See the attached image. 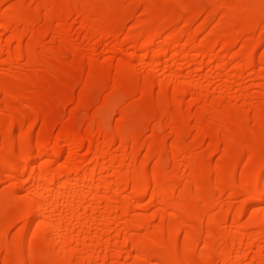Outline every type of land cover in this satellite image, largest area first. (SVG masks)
Wrapping results in <instances>:
<instances>
[{"label":"rangeland","instance_id":"obj_1","mask_svg":"<svg viewBox=\"0 0 264 264\" xmlns=\"http://www.w3.org/2000/svg\"><path fill=\"white\" fill-rule=\"evenodd\" d=\"M24 1L26 4L21 3V0H7L0 6L1 13H10L13 9L30 12V14L35 12L39 14L40 11L39 16H36L41 20L36 19V24L32 26L19 27L6 32L0 29L2 34L0 79L10 84L16 92H21L26 96L25 100H21L20 103L13 102L10 107L4 104V98L0 96V160L10 155L11 145H21L20 150L12 155L18 169L20 168L19 174L12 176L11 168L8 166L0 170V213L4 212L6 216V218H0V232L3 233L8 243H13L9 252L2 251L0 264H101V262L104 263L103 260L89 258V253L97 248L102 252L103 257L106 242L114 244L109 250V258L114 252L120 253L118 256L117 253L113 254L112 256L117 257L106 260L104 264H161L158 259L139 251L134 243H127V237L136 235L138 239H143L151 236L153 230L163 229L168 225L169 214L176 212L180 216L182 209H191L201 204L199 201L201 194L216 173L225 178L231 172L236 174L237 180L225 191L223 190L222 194L214 193L202 205L204 208L202 219L208 221L210 226H204L197 231L183 228L175 245L180 248L186 243L188 249L193 252L192 259L201 262L208 252L205 243L211 228L220 232L226 239L224 241L220 238L214 241L215 251L222 255L225 254L223 252H226L227 248L235 245L238 233H245V235L247 233L248 237L244 238L243 249L241 251L232 250L225 262L243 264V253H247L250 257L248 262L254 260L252 264L259 262V264H264V235L256 234L258 227L251 223L253 220L251 213L255 206L237 215V210L249 196L247 194L243 196L245 193L241 196V192H252L253 185L251 184L256 179L259 169L264 165V118L262 120L264 117V17L259 18L257 10L248 9L252 3L264 9V1L242 0V9L234 11L221 6L214 0H132L133 3H129V0H91L101 7V13L104 14L103 22L113 19L124 21L121 25L123 26L122 31L120 28L118 33L105 37L104 44L100 45L101 52H99L100 55L97 54L98 57L92 48L97 40L105 36L100 30L101 27L90 25H87L89 29L87 26L83 27L85 17L81 14L79 16L77 14L76 17V13L74 15L70 13L73 16L68 15L70 18L64 16L67 19L61 17L60 20L58 19L60 17H57L58 20H54L55 17L52 18L48 32L39 40V32L44 30L42 26L43 8L40 6L42 11L38 10L40 7L36 1ZM183 8L190 13L185 17L187 19L193 17V20L189 23L180 21L172 25L165 31L163 35L165 38L161 42L163 44H159V48L168 46L167 38L173 33L181 34L183 38L181 44L185 43L186 39L188 40L190 33H194L195 44L213 45L223 38L221 32L228 26L232 17L253 20L256 27L253 32L247 34L234 28L224 37V41L215 49V53L223 54L238 38L241 43L221 61L209 64L197 71L192 60L198 51L195 50L196 53L192 51L189 58L181 59L180 56L183 57L181 44L172 45L171 56L169 55L164 61L170 67L172 66L171 69L169 67V79L173 82L169 84L167 90L161 91L158 78L148 74V72L151 73L148 71L151 70L150 65L146 64L140 68L128 64L129 55L134 51L131 39L140 31L143 22L152 23L158 20L170 22L172 16ZM67 28L69 31L64 33L63 31ZM152 32L153 30L149 32V37L147 35L143 37L144 41L150 38L155 31ZM29 38L36 39L40 43L34 48L37 59L31 65L23 54L17 53L18 42L22 41V48L25 49L28 47L26 40ZM245 42L246 45L243 46ZM257 43L259 44V50L255 52L257 60L255 59L251 66V62L247 59ZM151 60L152 58H149V64ZM182 63L187 65L182 73L191 75V77L195 76L196 84V87L184 96H180L179 93L182 87L178 82L180 79L173 76L179 72L177 68L183 65ZM56 69L58 71L55 73ZM50 70L54 72L50 74ZM209 80L214 82H209V84ZM200 87L201 91L203 90L202 93L204 92L202 97H198L201 94ZM222 89L225 92L221 95L219 91ZM209 104H213V110L211 109L210 113H204L202 121L194 120L193 117ZM33 110L38 113L36 119L33 118L35 117ZM225 110L235 114L236 120L238 119L235 124L231 123L229 131L217 137L219 141L213 136L199 137V134L201 135L206 128L213 127V123L225 126L223 122L227 114ZM20 112L29 114V119L21 127L14 120L15 115ZM217 117L221 120L218 121ZM255 117L256 120L263 121L259 126L255 124V119H253ZM9 129L14 130L8 139L3 141L1 138L7 134ZM178 131L185 134L183 138L176 141ZM89 135L91 136V148L86 144V147L76 150L70 162L64 157L59 162L50 165L51 167H46V171H50L51 178L53 176L56 179L57 175L62 177L56 179L59 185L56 186L58 190L56 194L59 196L49 198L52 200L50 204L54 203L50 214L52 215L54 210L55 213L52 216L49 214L48 217H53L54 221L57 218V221L61 219L59 222L64 225L75 216L79 220L78 223L75 222L72 225L69 244L68 240H65L67 253L65 251L61 255L57 250L56 253L53 251L45 253L48 236H41L38 232L30 231L27 239L21 244L19 240L27 219L12 222L7 218L17 209L15 201L34 208V204L36 205L45 197L46 190L54 188V186L51 188L52 185L50 188L45 187L46 181L53 180V178L49 179L50 176L46 171L45 175L49 176L48 178L38 172L44 181L37 173L38 166L46 158H36L35 163L37 164L31 162L32 165L35 164L33 167L37 166V171L21 173V169L28 166V160L39 151V148L41 150L54 148L53 146L56 148L68 146V141L82 139ZM135 138L139 141L134 146L132 140ZM230 141L236 143L229 148L228 153L224 154L225 143ZM243 141L251 144L250 159L245 155V142ZM125 144L128 147L133 146L132 150L125 152L123 149ZM181 145L187 149L177 154ZM160 153L162 156L158 158ZM191 159H198V164L194 161L195 166L193 167L192 164L190 166ZM102 164L107 166L104 172L98 170ZM76 166L86 170L83 173L82 182L67 191L62 190V183L66 181L67 176ZM156 166L161 168L163 179H168L174 174L176 183H179V187L175 188V198L171 201L180 202V205L174 204L178 206V211L174 210L175 208H171L173 211L169 209L171 202L168 208L154 201L148 208H141L143 204H148L152 199L150 194L145 198H139L138 193L141 191L139 189L143 190L145 187L153 186L151 175ZM95 168H98L97 172L95 171L96 176L98 175L96 179L103 184L101 190L89 185L85 179V177L88 178L89 171ZM144 169L146 173L142 175V178L130 181L127 190L113 189L118 184L120 186L123 181L117 172L138 175ZM199 170L204 171L205 178L196 184L191 178V173H197ZM26 183H35L37 186L42 184L44 188L39 187L44 190L40 189L38 192L29 187L30 189L26 191L28 188H23ZM135 186L138 187V189L135 188L139 190L138 193L135 192L136 190H131ZM189 189H192V194L186 195ZM98 197L102 199L100 209L92 218L89 215L93 212V203ZM123 203L129 206L125 217L118 212L122 209ZM154 217L155 220H153ZM36 220H29L30 229L37 228L38 220ZM6 226L8 228L4 233L2 229ZM117 229L122 230L121 234L117 233ZM75 238L80 239L71 240ZM259 252L262 255L261 261L257 256ZM223 256L225 258V255ZM256 257L259 258L257 261H255ZM221 258L214 259L213 264L225 263H222L224 259Z\"/></svg>","mask_w":264,"mask_h":264},{"label":"bare ground","instance_id":"obj_2","mask_svg":"<svg viewBox=\"0 0 264 264\" xmlns=\"http://www.w3.org/2000/svg\"><path fill=\"white\" fill-rule=\"evenodd\" d=\"M6 1L7 0H0V6H1V4H3ZM33 1H36V3L39 5L38 7L41 6L43 8L42 9L43 10L42 26H43L44 30L43 31L41 30V32H39V40H40V38H43L45 36V34L48 32L49 27H50L49 22L51 21L52 18L55 17L54 20H56L57 17H60L58 19L61 20V17H62V19L63 18L67 19L65 17L70 15V13H73V15L76 13L75 16L77 14H78V16L81 14V16L85 17L83 27L84 26L86 27L87 25L88 26L89 25L95 26V27L98 26V27H101L100 30L105 34L104 37L100 38L99 40H97L94 43L93 48H92L94 54L100 55V53H99V52H101L100 51V45L102 46L104 44L105 39L109 35H111L112 33H114V34L118 33L120 28H121L120 31H122V29H123V26L121 27V25L123 24L124 21L122 22L121 19H113V20H108L106 22H103L104 14L102 15V13H101V11H102L101 7H98L91 0H62V1L32 0L31 2H33ZM214 1L215 2L217 1L221 6H226V8H228L229 10H234V11L242 9L241 7L243 6L242 0H214ZM21 3H25V1L21 0ZM129 3H133V1L129 0ZM41 7H40V9L38 8V10H41ZM248 9L257 10L258 11V17L259 18L264 17V9L262 7H259L256 4L252 3ZM38 10H37V13H38ZM35 13L30 14V12L29 13L23 12V11H19L17 9L11 10L10 13H1L0 12V24H1L0 29H2L3 31L6 32V31H9L12 29H17L19 27L32 26V24L37 22L36 19L40 20V18H37L40 14V11H39V14H35ZM36 15H38V16H36ZM73 15H70V16L72 17ZM187 15H190V13L188 12V10L186 8H183L176 15L172 16V20L170 22L166 23V22H163L161 20H158V21H155L152 23L143 22V24L141 25V27L139 29L140 31H138L137 35L133 36L131 39V44L133 46L132 50H134V51H133V53H131L129 55L130 61H128V64L131 66H134V67L138 66L140 68L142 66H145L146 64L150 65L151 70H148V71H151V73L148 72V74H151L153 77L158 78V81H159L158 86H159L161 91L162 90L164 91L166 88L168 89L169 84L171 82H173L172 79H169V77H170L169 70L171 69L172 66L170 67L169 65H167L165 63L164 59L166 60L169 57V55L171 53L170 48H172L174 45H177L180 42H182L183 38H181L182 37L181 34L173 33L171 36H169L167 38L168 41L165 40L168 42V43L166 42L168 46H166L165 48H159V44H163V43H161L162 39L165 38V37L163 38V35L166 33L165 31H167L168 29H170L172 27V25L174 26V24L179 23L180 21H186L187 23H189L193 20V17L187 19L185 17ZM70 16H68V17L70 18ZM88 26H87V28H88ZM255 27H256V24L253 20H242L241 18L239 19L238 17H232V18H230V20L228 22V26L221 32V36L223 38H221V40L217 41L213 45H206L204 43L199 44V45L195 44L194 40H193V38L195 37V34L190 33V35L188 36V40L186 39V42L183 44L180 43L183 51L185 50L184 53L182 51L183 57H182V55L180 57H181V59L182 58L186 59V58H189L191 56V55L189 56V54L192 51H194V52H195V50L198 51V54H196L194 56L192 63H193V66L196 67V69H195L196 71L201 70L202 68H204L205 66H207L209 64H212V63L217 62V61H221L225 56H228L234 50V48L237 47V45H239L241 43V41L239 42V40H238L240 38H238L237 40H234L232 42L230 47H228L224 51L223 54L215 53V49L221 44L222 41H224V37H226L228 34H230V32L232 30H234V28L239 29L238 31L241 30L240 32L243 34H247V33H250L251 31L253 32L255 30ZM2 30H1V32H2ZM151 30H153V32L154 31L155 32L154 33L152 32L153 35L150 38H146V40L144 41L143 37L145 35H147V37H149L148 34ZM68 31L69 30L67 28L63 32L67 33ZM1 37H2V34L0 33V39H1ZM142 39L145 43L142 41ZM26 43H27L28 47L24 49V48H22V45H23L22 41L20 43L18 42L17 53L20 55L23 54L29 60L28 61L29 65H31V64H34V61L37 59L36 53L34 52V48L38 47V45H40V43L38 40L33 39V38H29L28 40H26ZM242 45L243 46L246 45V42ZM257 50H259V44L258 43L253 47V51H252L250 57H248V59H247L248 62H251V66L255 62V59L257 58V57H255L256 56L255 52ZM0 51H2L1 48H0ZM97 57H98V55H97ZM149 58H152L151 64H149V62H150ZM182 64L183 65H181L177 68V69H179V72L177 71L178 73L173 74V76L176 79L177 78L180 79V81H178L179 83H181L180 85L182 86L181 91L179 92L180 96H182V95L184 96V95L190 93L192 91L191 89L196 87L195 76L192 75V77H191V75L189 76V75L183 74L182 72H183V69L185 68L186 64H184V63H182ZM150 66H148V67H150ZM169 67H170V69H169ZM80 69H82V68H80ZM134 69H136V68H134ZM56 71H58V70L56 69L55 73H56ZM118 71H120V70L118 69ZM51 72H54V70L53 71L50 70L49 73L51 74ZM47 74H48V72H47ZM151 75H149V76H151ZM54 76H57V75L54 74ZM208 78H210V77H208ZM212 80H215V79H212ZM212 80H209L208 83L209 82L213 83L214 81L211 82ZM201 87H200V91H201ZM202 89H203V87H202ZM203 90H205V89H203ZM202 91H201V94L198 95V97L204 96L203 95L204 92L202 93ZM224 92L225 91L223 89L219 91V93H221V95L224 94ZM0 96H2L4 98V101H3L4 104L9 106V107L13 102H19L20 103L21 100L23 101L26 99L25 95H23L21 92H16L11 87L10 84H8L6 81L1 80V79H0ZM214 107H216V106H214ZM212 108H213V104H209V105L203 107L202 110L196 116L193 117L194 120H196L197 122L202 121L204 113L205 114L210 113ZM33 111H34V116H35L33 118L36 119L38 116V113L36 110H33ZM214 112H215V110H214ZM225 112L227 113L225 118H223L224 119L223 122L225 123V126H219L216 123H213V124L210 123V124H212L213 127L206 128V130H204V132L199 129L200 131L203 132L201 135L198 133L199 137L200 136H203V137H207V136L212 137L213 136L215 138V140H217L220 135H223L225 132L227 133L229 131V128H230L229 126L231 125V123L235 124L238 119L236 120L237 116H235V114L228 113L227 110H225ZM263 118L264 117H262V120H263ZM28 119H29V114H27L25 112H20V113L16 114L14 117L15 122L17 124H19L20 127L22 125H24V122ZM253 119H255L254 121H255V124H257V126H259L261 124V122H263L260 120H256V117ZM220 120L221 119H219L218 121H220ZM223 122L221 121L222 124H224ZM206 126H208V124ZM263 126H264V123H263ZM13 130L14 129H9V131H7V134L5 133L6 135L4 134L5 136L1 139H3V141L8 139L9 135L13 132ZM100 133H102V131H100ZM184 134H185L184 132L178 131L176 134L175 140L179 141L181 138H183ZM137 139L135 138V140L133 139L134 141L132 140L133 145L134 144L137 145V142L139 141V140L137 141ZM201 139H203V138L201 137ZM90 141H91V136L89 135V136L84 137L82 139H78V140L76 139V140L68 141V143H67L68 146H60V147L58 146L57 148L55 146H53L54 148L50 147V148H44L41 150L39 148L38 149L39 151L37 150L38 152L36 154H34V156L28 160V163H27L28 166L23 165L24 167L21 169L22 171H20V172L21 173L26 172V171L32 172V170H35V171L39 170V171H37V173L39 172L40 175H45L46 172L49 175L50 171L49 170L46 171L47 166L49 167L50 165H53V164L59 162L64 157H66V160L70 162V160H72L74 158L76 150H79V148H82L84 146L86 147V144L88 147L91 146ZM217 141H219V139ZM243 142H245V141H243ZM112 143H114V142H112ZM112 143H110V144H112ZM235 143L236 142H233V141L225 143V147H224L225 150L223 151L224 154L228 153L227 151L229 150V148H231L232 145L234 146ZM123 147H124L123 149L125 152H127L128 150H132V148H133V146L128 147L126 144H125V146L123 145ZM20 148H21V145H17V146L11 145L9 147L10 155H8L7 157H3V159L0 160V170L3 169L4 167L8 166L9 168H11L10 174L12 176H14L17 173L19 174L20 168L18 169L17 164L14 162V160L12 158V155L15 154V152H17L18 150H20ZM184 149L186 151L187 147L185 148V146H183V145L179 146V148L177 150V154L183 152ZM250 150H251V144L248 142H245V150L244 151L246 152L245 155L249 159L251 158ZM161 156H162V153H160L158 155V158H160ZM38 157H40V158L44 157V159L46 158V160L44 162H42L41 165L38 166V168L36 166V168H37V170H36V168L33 166L35 164H37V163H35V161H36V158H38ZM194 161H195V164L196 163L198 164L199 160L198 159H196V160L191 159V163L189 165L192 166ZM31 162H34L35 164L32 165ZM104 165L105 164H102V166L99 169L98 168L97 169L99 171H102V172L106 171L105 169H107L106 168L107 166H104ZM194 166L195 165H193V167ZM83 169L80 166H78V167L76 166V168L70 173L69 176L66 175L68 178L66 179L65 182L62 183L63 186H61V189L64 191L65 190L67 191V190H69V188L71 189V188H73V186H77V184L81 183L83 173H84V171H86ZM97 169L96 168L91 169L89 171L88 178L85 177V179H87V182L89 183V185L91 184L92 187L95 186V188L100 189L103 184L101 182H98L96 179V177L98 176V175L96 176V174H95L97 172ZM259 170L260 171H259L258 175L255 177L256 179L251 184V185H253L252 186V188H253L252 192L253 193L242 191L241 192L242 194H240L241 196L244 193H245V195H243V196H246V194L249 195V196H247V197H249V199L246 197L247 200L245 198V202L242 201L244 203L241 204L242 206L239 207V209L237 210V215H240L243 211H245V209L250 208L251 206H255V208H253L252 213H251V218L253 219V220H251V223L253 225L256 224V226L258 227V228H256L257 229L256 234H258L259 236H262V235H264V184H263V182H264V165ZM39 173H38V176L42 178V176H40ZM117 173H119L118 175L120 176V178H122L121 180H123V181L121 182L122 184L120 186L118 184V186L117 185L114 186L113 189L114 190L119 189L121 191L122 190L125 191L128 189L129 182L132 180L135 181V180L141 179L142 175L146 173V170L145 169L142 170L140 172V174H138V175H136V174L130 175L128 173L122 174L120 172H117ZM35 174H36V172H35ZM31 175H32V173H31ZM52 175H53V173H52ZM57 176H58V178L56 177V179L58 180L61 176L60 175H57ZM45 177H47V176L45 175ZM52 178H53V176H52ZM52 178L50 176L49 179H52ZM174 178H175V175L173 174L172 176H170V178L163 179L161 176V168L159 166H156L152 170V175H151V179L153 181L152 187H150V188L145 187L143 190L139 189V190H141L139 193L137 192L139 190L135 189V188L138 189V187H136V186L131 188V190H133V191L136 190L135 192H137L139 194L138 195L139 198H145L148 196V194H150V197L152 200H150V202H148V204L147 203L143 204V206H141L142 209L148 208L150 206V204L153 203V201H154V203H157L158 205L160 204L163 207L167 206V208H168L169 202L173 201V199L175 198V196H174L175 188L179 184V183H176L177 181ZM191 178H192L193 182L195 181V183L202 180V178H205L204 171L199 170V172H197V173L192 172ZM56 179L53 178V180H51V181H46L47 182L45 185L46 188L47 187L50 188L51 185H52L51 188L53 186H54V188L53 189H47L46 193L43 192L45 197H43V199H41V200H39L40 199L39 198L38 199L39 201L37 202V204L36 205L34 204V206H33L34 208L26 206V205L22 204L20 201H15V206L17 207V209L13 214L8 216L7 218H8V220H10L12 222H14L15 220L24 221V219H27V222H25L24 227H23V231H22L23 234L19 240L21 242V244L27 239L30 231L38 232L39 234H41V236H43V235L48 236L47 240H46V244H45V246H46L45 250H44L45 253L52 252V251L56 253V250H57L61 254V253L66 251L67 243L69 244V242H70L69 241V239H70L69 235H70V233L72 234V232H71L73 229L72 225L75 222L78 223L79 220H78V217L75 216L71 219V221L68 222V224L64 225V223L59 222L61 219L59 221H57L58 218L57 219L54 218L56 220V221H54L53 217H48L50 212H52V211H50V209H52V207H54V206H52V204H54V203L51 202L52 204H50V201H52V200L51 199L49 200V198H51L55 195L57 196L56 193L58 192V190L56 188V186L58 185L57 184L58 182ZM236 180H237V176L234 172H231L225 178H223L219 173H216L215 176L211 179L210 183L207 186H205L204 191L202 192L203 194H201V197L199 199L201 204L195 205V206L191 207V209H189V208L188 209H182L183 212H182V210L180 211V212H182V214L180 216L174 211L177 215L175 213L169 214L170 220H169L168 225L166 227H164L163 229L158 230V231H156V229L153 230L151 232V236H148V237L143 238V239L142 238L138 239L136 237V235H130L126 239L127 243H129V242L134 243L136 248L139 251L149 255L151 258L153 257L155 259H158L161 264H213L214 263L213 261H215L217 257L221 258L223 255H225V258H224V256L221 258V259H224V260H222V263L225 262V260L227 261L229 253L232 250L236 249L238 251L239 250L241 251L243 249L245 239H247V238H245L247 236V233H246V235H245V233L244 234L238 233L236 235V238H235V245L231 246L230 248H227L226 252H223L225 254L222 255V254H220V252L218 253L215 251V249H214V247H215L214 243L215 242L214 241L218 240L220 238L223 239L224 241L226 239L223 238V236H222V234H220V232L215 231V229L213 230L211 228V231H209V233H208V240L205 243V248L208 250V252H207L205 258L201 262L195 261L194 259H192L193 257H191V255L193 254V252L188 249L186 243L184 246L177 248L175 245V241H176L179 233L181 232V230H183V228H189V229H193V230L197 231V230L202 229L204 226H207V227L210 226L208 221H203V219H202V213L204 211V208L202 205L205 204L204 201L206 199H208L209 197H211L214 193H218L219 195H220V193L222 194L223 193L222 191L223 190L225 191L226 188H228ZM43 181H44V179H43ZM43 181L41 180L40 183H42ZM31 182H33V181L31 180ZM36 184L38 185L37 182H36ZM36 184L35 183L34 184L26 183V184H24V185L22 184V185H23V188H28L26 191H28L31 187H32V189H34L35 191H38V192L40 189L42 191L44 190V189H42V188H44L42 186L45 184V182L43 183V185L42 184H41V186L39 185L42 188H40ZM105 185L106 184H104V186ZM34 190H33V192H34ZM60 193H61V191H60ZM188 194H192V189L191 190L189 189V191L187 192L186 195H188ZM240 195L238 194V196H240ZM101 200L102 199L100 197H98V199L95 200V202L93 200V202H94L93 203V212L91 213V215H89L90 217L94 218L95 214L98 213V210L100 209L99 207H100ZM53 202H55V201H53ZM81 202H84V201H81ZM172 203L173 202L170 203L171 206H169V209L171 210V208H173V209L175 208L174 210L178 211L177 205H180V202H178L179 204L173 203V205L177 204V205H174L173 207H172ZM121 206H122V209L119 208L121 210L118 211L116 209V211H118L121 216L125 217V215L128 214L129 206L127 205V203H125V204L123 203V205H121ZM173 209L171 211H173ZM165 210H163V212H166ZM54 213H55V210L52 213V215H54ZM258 214H261V215H258ZM0 218L1 219L6 218L4 212L0 213ZM21 219H23V220H21ZM30 219H37L38 220L37 228L34 227L35 229H30L31 227H29V224H28V222L30 223V221H29ZM79 219H80V217H79ZM159 219L161 220V217ZM162 219H163V216H162ZM153 220H155V217ZM7 228H8V226L3 227V229H5V230L2 229V231L6 232ZM243 228H245V226ZM116 231L118 234H121V232H122L121 229H117ZM70 236H72V235H70ZM77 239H80V238H77ZM77 239L75 238V239H71V240L73 241V240H77ZM97 239L99 240V238H97ZM65 240L66 241L68 240L67 243ZM0 243H2V244H0V256H1V253H3L2 251L9 252L12 249L13 243H8L6 241V239H4V235L2 232H0ZM98 243H99V241H98ZM99 245H100V243H99ZM113 246H114V244L112 242H106V244L104 245L105 255L102 254L103 257L101 256L102 252H100L96 248L95 250L90 251L89 258H96V259L98 258V259L103 260L105 263L106 260L108 261V259L115 257V256H112L113 254L115 255L117 253V256H118V254L120 253V252H114V253H112V255L110 254V258H109V250ZM259 250H260V247H259ZM58 252H57V254H58ZM65 253H67V251ZM259 253L260 254L259 255L257 254V256H259L260 261H261L262 255H261V252H259ZM243 254H244V257L242 258V256H241V258L244 259L243 264H252V262H254V260L252 262H248V259L250 258L248 256L249 254H247V253H243ZM23 255L25 256V254H23ZM219 255H221V257H219ZM23 258L25 259V257H23ZM256 258L257 259L254 258L255 261H257L259 259L258 257H256ZM97 262H99V261H97ZM102 263L103 262H101V264ZM225 263H223V264H225ZM237 264H240V263H237Z\"/></svg>","mask_w":264,"mask_h":264}]
</instances>
